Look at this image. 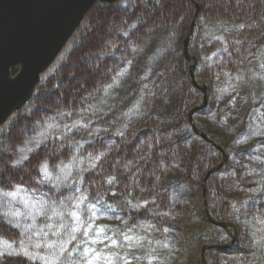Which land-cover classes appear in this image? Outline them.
Returning <instances> with one entry per match:
<instances>
[{"label":"rangeland","instance_id":"374dc122","mask_svg":"<svg viewBox=\"0 0 264 264\" xmlns=\"http://www.w3.org/2000/svg\"><path fill=\"white\" fill-rule=\"evenodd\" d=\"M139 2L96 3L41 73L39 86L63 88L58 73L77 67L80 45L96 41L86 26L100 22L101 7L124 15L109 49L98 50L107 80L76 110L40 109L33 103L39 89L19 109L24 123L15 135L8 127L16 114L0 126V169L11 174L0 183V264H264V11L255 20L210 18L193 0L179 6L174 23L145 28L125 15ZM204 92V106L192 110ZM147 126L158 136L167 127L160 142L170 148L152 177L105 169L129 137L131 155L151 153ZM47 145L59 153L16 179ZM227 223L236 227L239 248L211 251L232 241Z\"/></svg>","mask_w":264,"mask_h":264},{"label":"trees","instance_id":"16d2710c","mask_svg":"<svg viewBox=\"0 0 264 264\" xmlns=\"http://www.w3.org/2000/svg\"><path fill=\"white\" fill-rule=\"evenodd\" d=\"M151 5H143V0L141 2L137 3V7H135V10L133 13L125 14L126 19L130 21L135 17V20L138 22L145 23V28L152 25V23H157V21H162L165 23H174L176 21V13L178 12L179 6L184 3L186 5V8H188L187 3L190 4L193 2V0H168V1H162L161 0H146ZM198 3H200V7L204 10V14H206L210 18H215L219 15L224 16V14L227 17H231L233 19L237 20H244L245 18L250 17V20H255L253 18L255 13H263L264 11V0H196ZM105 4V3H104ZM111 3L107 4L110 5ZM107 5H103L101 7V11L98 12V17L100 16L101 20L99 23H92L90 26H86V30H88V36H90L93 40L96 41L93 44L88 45L81 44V51L78 55H76V59L73 62L74 64H77V67H74L72 65H69L68 68H64L62 71H60L58 74L61 73L62 80L64 79V85L63 88H60L58 91H54L51 84H48V86H39L40 94L37 97L36 105L46 111H53V110H60L67 108L69 110L75 108H78L81 103L82 99L88 95L89 93L95 91L97 89L98 85L102 82H104L108 74V69L105 65L106 62H103L101 60L100 52L98 53V50L100 48L109 49V44L107 43L108 39L113 38L114 32L117 28V26H122L123 19L125 18L122 13L114 14V12H110L109 7ZM107 6V7H106ZM143 6V7H142ZM141 9V10H140ZM140 10V12H139ZM187 11V10H186ZM81 24L79 27H81ZM78 27V28H79ZM84 27V26H83ZM78 30V29H77ZM85 30V28H84ZM84 30H81V36L83 39H85ZM76 32V31H75ZM92 32V33H91ZM72 38V36H71ZM90 41V42H93ZM114 44V42L112 43ZM111 50V49H110ZM114 50V49H113ZM84 53V56H86V60H83L82 54ZM96 53V54H95ZM102 53V52H101ZM80 55V56H79ZM64 57L67 59V51L64 55ZM91 60L90 63L91 67H86V61ZM176 65L178 67L179 64L175 63L174 66L171 67L173 70H177L179 68H176ZM70 67V69H69ZM73 68V69H71ZM87 68V69H86ZM14 69V68H13ZM172 70V71H173ZM64 71V72H63ZM185 70L182 69L181 75L186 74L184 72ZM81 72L82 75L79 76V73ZM174 72V71H173ZM175 73V72H174ZM72 75H78L76 79H72ZM48 92H51L53 95L52 100H46V95ZM24 123V116L19 115L17 118L11 123L10 127L8 128L9 134H16L15 131ZM150 129L149 138L153 145V149H151V153L147 156H145L144 159H141L139 155H131V148L128 147L127 144L133 143L134 138L129 137L125 140H121L120 147L117 149V152L115 155H113L109 162L107 163V160L104 162V168L109 167L111 168L113 173H118L119 175L123 174L124 169L126 171V175L130 177L138 178V174L135 175L134 171L136 172L140 170L139 179L140 178H151L152 175L155 173L156 167H157V160L162 159V157L170 156V148L164 146L163 143L160 142L161 138L160 136H163V133L167 131V127H163L162 131L160 133V136L156 135V126H147ZM147 127H144V131H146ZM148 130V129H147ZM159 137V138H158ZM167 148L168 150H166ZM134 150V149H133ZM58 152L55 146L47 145V147L41 148L37 153L32 155V157L27 161V163L24 166V172L17 175L16 179H21L24 177L26 173L28 175L30 174V170L32 171L35 166H37V163L41 159H45L46 155L51 156L52 152ZM59 153V152H58ZM173 155V154H172ZM132 157V158H131ZM117 160H119L117 162ZM5 163V162H4ZM6 164V163H5ZM2 168V167H1ZM105 168V169H106ZM158 168V167H157ZM104 169V171H105ZM101 171V170H100ZM122 176V175H121ZM10 178L11 174L9 170L7 169H0V183L3 184L4 179ZM148 185V183H147ZM149 185L151 183L149 182ZM129 195H133V191L131 189L128 190ZM141 194L139 192L135 193L134 196L138 197ZM204 214V212L202 213ZM214 217H219V213L217 212ZM215 219V218H214ZM223 221L225 219H222ZM197 236L196 240H202L203 234H199V232L195 233ZM213 245V244H212ZM211 251L213 252H220L218 249L212 248ZM12 264H18L15 261L11 260ZM9 264V263H8ZM196 264H201L200 260L196 262ZM210 264H223L221 262H217V259H212Z\"/></svg>","mask_w":264,"mask_h":264},{"label":"water","instance_id":"95a60500","mask_svg":"<svg viewBox=\"0 0 264 264\" xmlns=\"http://www.w3.org/2000/svg\"><path fill=\"white\" fill-rule=\"evenodd\" d=\"M116 1L0 0V126L30 97L41 73L78 28L88 10L96 3ZM186 46L187 41H184L185 57L191 59L186 54ZM12 67L19 68L14 76L11 75ZM200 88L205 91L204 86ZM205 101L204 92L201 105L192 110L203 107Z\"/></svg>","mask_w":264,"mask_h":264},{"label":"bare ground","instance_id":"6f19581e","mask_svg":"<svg viewBox=\"0 0 264 264\" xmlns=\"http://www.w3.org/2000/svg\"><path fill=\"white\" fill-rule=\"evenodd\" d=\"M68 41H70V39H68ZM63 58H65V57L63 56ZM18 71H19V68L18 67H12L11 68V75L14 76ZM32 91L33 92L39 91V85H38V83L34 86V88H33ZM32 96L33 95L31 94L30 97L24 102V104L22 106L27 105L32 100V98H33ZM21 108L22 107H20L19 109H21ZM19 109L13 111L12 114L10 115V116H12V115H15L16 114L13 119H16L17 116L20 115V113L18 111ZM10 125H11V123H10ZM10 125H9V127H10ZM249 153H250V151H246V154L245 155H247ZM252 168L253 169H256V167H252ZM245 172H246V170H245ZM204 213L206 214L207 218L211 221L210 216L208 214L209 212L208 211H205ZM211 222L212 223H216V222H213V221H211ZM225 225L226 224L220 225V226H224L225 227ZM228 225H231V228H232V231H233V233H231L232 241L230 243L215 244V247L212 245L213 246L212 248L218 249V251H223V252H226V251H234L235 249H238L239 248V246H238L239 244H238V240H237L238 238H237V230H236V227L234 226V224H231V223H227V226ZM253 256H255V254H253Z\"/></svg>","mask_w":264,"mask_h":264},{"label":"flooded vegetation","instance_id":"af4514ba","mask_svg":"<svg viewBox=\"0 0 264 264\" xmlns=\"http://www.w3.org/2000/svg\"><path fill=\"white\" fill-rule=\"evenodd\" d=\"M33 96V98L35 97V96H37V94L35 95L34 93L32 94ZM35 95V96H34ZM39 95V94H38ZM33 98H32V102H33ZM37 100V99H36ZM33 103H35L36 104V101H34ZM23 107V106H22ZM19 111V110H18ZM6 122V121H5Z\"/></svg>","mask_w":264,"mask_h":264},{"label":"snow or ice","instance_id":"6c2138e0","mask_svg":"<svg viewBox=\"0 0 264 264\" xmlns=\"http://www.w3.org/2000/svg\"><path fill=\"white\" fill-rule=\"evenodd\" d=\"M97 159H99V157H97ZM109 182H111V181H109ZM2 254L3 253H0V256H2ZM24 255H28V253L25 252Z\"/></svg>","mask_w":264,"mask_h":264}]
</instances>
